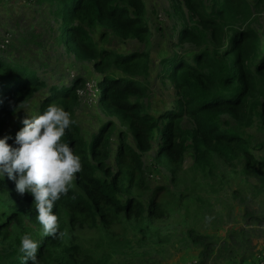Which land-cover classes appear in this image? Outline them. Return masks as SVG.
<instances>
[{
    "label": "trees",
    "instance_id": "1",
    "mask_svg": "<svg viewBox=\"0 0 264 264\" xmlns=\"http://www.w3.org/2000/svg\"><path fill=\"white\" fill-rule=\"evenodd\" d=\"M37 1L52 7L59 22L58 42L66 52L78 63H92L102 75L99 108L124 130L112 143L115 126L109 121L87 141L75 117L82 78L48 83L23 61L0 56V139L8 137L7 143L15 147L21 121L55 104L75 121L62 142L80 157L82 166L54 205L59 221L56 237L42 236L33 197L19 194L14 181L0 176V264H21L24 233L40 245L39 264H113L122 257L142 256L136 249L154 239V243L169 241V236L160 237L164 228L160 224L174 208L187 215L189 203L166 186L151 185L143 156L152 150L175 188L184 182L188 152L192 171L205 186L219 162L240 165L242 177H255L264 184V157L252 154V136L246 132L256 126L264 133V30L257 23L264 0H209V7L204 0H168L180 24L174 40H169L171 48L190 44L199 51L190 60L177 53L162 60L158 78L173 89L174 100L157 116L144 104L149 54L110 51L93 37L99 29L101 37L107 32L121 41L147 44L151 34L142 0ZM41 92L40 100L34 97ZM213 183L209 182L212 190L221 184ZM194 201L204 204L198 196H192L190 203ZM128 229L136 236L137 248L131 247ZM203 241L192 238L194 245ZM255 260L250 257L245 264Z\"/></svg>",
    "mask_w": 264,
    "mask_h": 264
},
{
    "label": "rangeland",
    "instance_id": "2",
    "mask_svg": "<svg viewBox=\"0 0 264 264\" xmlns=\"http://www.w3.org/2000/svg\"><path fill=\"white\" fill-rule=\"evenodd\" d=\"M142 1L151 34L147 44L136 40L121 41L107 32L101 37L99 29L94 31L93 37L100 47L110 51L149 54V90L144 104L150 114L157 116L174 100L173 89L161 84L158 78L162 60L172 53L188 59L199 49L190 44L171 48L169 40H174L175 30L180 24L172 16L168 0ZM204 2L210 6L209 0ZM52 11L49 4H41L37 0H0V45L5 40L9 42L7 46L12 44L7 49L3 42L0 56L14 63L23 61L48 83H67L74 76L82 78L83 82L87 79L99 82L102 75L94 71L92 63L76 62L66 52L65 46L58 42L59 22ZM257 16V23L261 26L259 30L263 31L264 10ZM21 39L26 43H21ZM34 97L40 100L42 92ZM75 117L87 141L109 121L115 126L112 143L116 141L117 133L124 130L117 120L104 115L95 104L85 105L78 100ZM246 132L252 136V154L257 159L264 157V133L256 126ZM143 163L150 170L151 185L161 184L180 195L186 204L189 203L188 213L185 215L184 209L174 208L175 212L160 224L164 227L160 229V237L169 236L167 242L154 243L157 241L154 239L144 248H137L136 236L128 229L131 247H136V251L143 255L122 257L117 262L115 259V264H245L248 258L263 254L264 184L255 177H242L240 165L232 167L219 162L217 173L209 182L220 181L221 184H216L212 190L209 182L205 186L198 172L192 171L191 152L185 154L184 182L178 188L170 182L165 165L156 162L155 151L144 154ZM192 196L200 197L204 204L198 201L190 203ZM189 230H192V235H187ZM195 236L203 237V243L194 245L192 238Z\"/></svg>",
    "mask_w": 264,
    "mask_h": 264
},
{
    "label": "clouds",
    "instance_id": "3",
    "mask_svg": "<svg viewBox=\"0 0 264 264\" xmlns=\"http://www.w3.org/2000/svg\"><path fill=\"white\" fill-rule=\"evenodd\" d=\"M96 82L99 87V82ZM100 95L99 87L97 107ZM21 123L23 127L15 136V147L7 143L8 137L0 139V176L6 174L9 180L14 181L19 194L29 193L33 197L36 219L43 229L42 236L56 237L59 221L53 213L54 205L61 195L68 192L75 174L82 167L80 157L73 153L67 143L62 142L65 130L75 121L61 107L51 104L42 114L23 119ZM59 234L64 235L62 232ZM39 247L31 234L24 233L19 247L21 264H39Z\"/></svg>",
    "mask_w": 264,
    "mask_h": 264
},
{
    "label": "built area",
    "instance_id": "4",
    "mask_svg": "<svg viewBox=\"0 0 264 264\" xmlns=\"http://www.w3.org/2000/svg\"><path fill=\"white\" fill-rule=\"evenodd\" d=\"M6 43V47L8 44V40L3 41ZM3 42L1 43L0 47H3ZM78 98L85 104H96L97 96L99 94V87L95 80L90 79L85 82L83 87L77 90ZM263 254H256L255 263L252 264H264V251Z\"/></svg>",
    "mask_w": 264,
    "mask_h": 264
}]
</instances>
